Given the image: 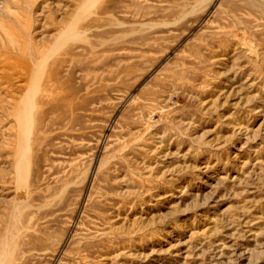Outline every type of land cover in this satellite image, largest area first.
Masks as SVG:
<instances>
[{"label":"rangeland","instance_id":"374dc122","mask_svg":"<svg viewBox=\"0 0 264 264\" xmlns=\"http://www.w3.org/2000/svg\"><path fill=\"white\" fill-rule=\"evenodd\" d=\"M0 264H264V0H0Z\"/></svg>","mask_w":264,"mask_h":264},{"label":"bare ground","instance_id":"6f19581e","mask_svg":"<svg viewBox=\"0 0 264 264\" xmlns=\"http://www.w3.org/2000/svg\"><path fill=\"white\" fill-rule=\"evenodd\" d=\"M42 64L38 65L35 69L38 70L39 67L41 66ZM21 70V69H20ZM12 71V70H11ZM35 71V70H34ZM33 71V72H34ZM16 72V71H15ZM21 72V71H20ZM32 71L31 72H27V76L29 79L28 80V86L26 87L25 89V92L24 94L22 95L21 97V102H22V108L23 109H19L17 112H16V118L17 120L22 123L23 121V118L25 120V122H28V120L32 119L33 117V113H32V110L34 109L35 105H36V102H35V99L34 97L36 96V94L39 92V89H40V84H39V79L41 77V75L38 76V71L35 73H33ZM24 74V73H23ZM37 75V77H36ZM21 76V75H20ZM51 86V85H50ZM52 87V86H51ZM3 88V87H2ZM50 89V88H49ZM42 91V90H41ZM58 92V91H57ZM49 96V95H48ZM18 99V98H17ZM29 117V118H28ZM30 122V121H29ZM19 123V124H20ZM45 126V125H44ZM30 137V132L26 133L25 136H23V139L24 140H27L28 138Z\"/></svg>","mask_w":264,"mask_h":264}]
</instances>
